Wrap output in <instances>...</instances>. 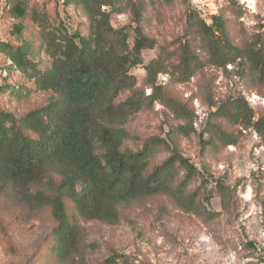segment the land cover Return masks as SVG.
<instances>
[{"label":"rangeland","instance_id":"obj_1","mask_svg":"<svg viewBox=\"0 0 264 264\" xmlns=\"http://www.w3.org/2000/svg\"><path fill=\"white\" fill-rule=\"evenodd\" d=\"M9 1L13 4L15 0ZM64 1L24 0L27 14L17 20L10 16L7 0H0V42L28 44L33 62L46 70L50 60L44 50L43 27L53 30L61 24L70 33L89 35L85 12L74 4L66 7ZM130 1H114L101 7V12L110 13L109 22L118 32L120 49H132L134 45L138 17L132 9H139L140 26L156 47L142 52L143 64L130 71L136 78L135 88L124 91L115 102H124L142 90L150 95L152 89L145 86L146 68L160 59L168 80L160 84L162 78L158 75L157 84L193 112L195 132L186 135L179 131L183 126L188 131L190 123L155 102L126 123L129 136L122 149L141 150L153 137L164 138L171 148H177L199 170L184 194V198L194 201L193 210L189 202L161 194L121 205L119 221L108 224L84 220L67 200L68 215L82 231L81 252L60 261L53 250L57 224L50 208L28 204L17 188L2 186L0 264H80L82 259L87 264H105L110 258H118L119 264H264V134L255 127L214 115L230 98L244 97L254 113L253 122L264 119V66L258 69L254 64L253 68L244 58L226 68L209 65L206 41L198 30L200 21L210 26L215 17H220L240 54L247 44L256 42L258 48H264V0H133V8ZM188 45L205 65L189 81L177 83L172 72L181 61L183 47ZM25 87L31 93L25 95ZM50 96L35 91L34 79L0 53L1 109L22 117L47 105ZM209 124L233 134L236 143L222 144L205 132ZM170 155L168 149L161 148L150 159L147 173ZM50 178L59 181L55 174ZM182 179L180 174L174 187ZM34 190L44 188L36 186Z\"/></svg>","mask_w":264,"mask_h":264},{"label":"trees","instance_id":"obj_2","mask_svg":"<svg viewBox=\"0 0 264 264\" xmlns=\"http://www.w3.org/2000/svg\"><path fill=\"white\" fill-rule=\"evenodd\" d=\"M114 1L119 2L64 1L66 7L74 4L85 12L89 35L70 33L61 24L53 30L43 27L44 50L50 60L46 70H40L33 62L28 44L0 42V53L17 70L34 79L35 91L51 93L47 105L22 117L0 108V187L13 186L24 202L50 208L57 224L53 250L60 261H68L81 252L82 231L68 215L67 200L84 220L108 224L119 221L121 205L161 194L189 202L193 210L194 201L184 198V194L199 170L177 148H171L164 138L153 137L141 150L122 149L129 136L126 123L155 102L190 123L188 131L185 126L179 131L188 135L195 130L193 112L170 98L157 84L158 75L167 74L160 59L151 61L146 68L145 86L152 89L150 95L142 90L132 93L124 102H115L124 91H133L137 82L130 71L143 64L142 52L154 49L156 42L144 34L139 9H132L138 17L134 45L132 49H120L118 32L109 22L110 13L101 12L102 6ZM130 2L133 8L135 2ZM6 7L14 19L22 20L27 14L24 0H15L13 4L7 0ZM189 18L192 23L193 15ZM16 29L22 33L20 27ZM198 30L206 41L209 65L226 68L244 58L253 68L254 64L257 68L264 66V48H258L255 42L247 44L240 54L233 47L222 18L215 17L210 26L200 21ZM204 65L196 52L185 46L172 76L177 83L187 82ZM25 92L31 93V89L25 87ZM214 115L235 124L244 123L247 128L255 127L264 134V119L253 122L254 113L244 97L230 98ZM205 132L224 145L237 141L233 134L214 124H209ZM161 148L168 149L171 155L147 173L150 159ZM50 174L58 176L59 181H53ZM180 174L183 179L174 187ZM36 186L44 190H34ZM80 264L87 263L82 259ZM105 264H119L118 258L107 259Z\"/></svg>","mask_w":264,"mask_h":264},{"label":"built area","instance_id":"obj_3","mask_svg":"<svg viewBox=\"0 0 264 264\" xmlns=\"http://www.w3.org/2000/svg\"><path fill=\"white\" fill-rule=\"evenodd\" d=\"M3 2L5 1L6 2V0H2ZM162 78V81L160 82V84H164L167 80H168V78H167V76L166 75H160V79ZM196 125H198L197 123H196Z\"/></svg>","mask_w":264,"mask_h":264},{"label":"bare ground","instance_id":"obj_4","mask_svg":"<svg viewBox=\"0 0 264 264\" xmlns=\"http://www.w3.org/2000/svg\"><path fill=\"white\" fill-rule=\"evenodd\" d=\"M249 1H251V0H249ZM252 2V1H251Z\"/></svg>","mask_w":264,"mask_h":264}]
</instances>
